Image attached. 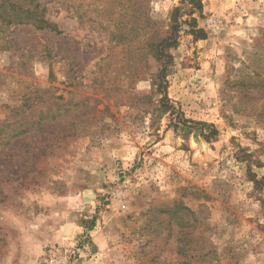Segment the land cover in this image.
<instances>
[{
	"label": "rangeland",
	"instance_id": "obj_1",
	"mask_svg": "<svg viewBox=\"0 0 264 264\" xmlns=\"http://www.w3.org/2000/svg\"><path fill=\"white\" fill-rule=\"evenodd\" d=\"M18 1L52 25L0 9V264H264V0Z\"/></svg>",
	"mask_w": 264,
	"mask_h": 264
},
{
	"label": "trees",
	"instance_id": "obj_2",
	"mask_svg": "<svg viewBox=\"0 0 264 264\" xmlns=\"http://www.w3.org/2000/svg\"><path fill=\"white\" fill-rule=\"evenodd\" d=\"M188 3L190 4L192 13L194 11H202V0H187ZM0 9H3L4 11L7 12H12L10 13L11 15L9 16L7 22H10L12 19L18 23H31L35 25L36 27H41L45 25H52L51 22H48L46 19L41 18V13H43L44 10H46V6H43L42 8L40 7V3H35L33 8L27 7L24 8V6H21L19 4V1L16 0V2L9 0L8 4H5L4 2L0 3ZM175 23L172 25V32L169 37L166 39L162 40L161 42L158 43V53L161 54V56H164L163 54V48L164 47H169L173 46L176 43L177 39V19L174 18ZM189 24L191 25L192 28H190V32L197 38H204L205 37V32L201 28H197V22L195 18H191L189 21ZM41 25V26H39ZM253 181L256 186L258 187H263L264 186V180H256L253 178Z\"/></svg>",
	"mask_w": 264,
	"mask_h": 264
},
{
	"label": "built area",
	"instance_id": "obj_3",
	"mask_svg": "<svg viewBox=\"0 0 264 264\" xmlns=\"http://www.w3.org/2000/svg\"><path fill=\"white\" fill-rule=\"evenodd\" d=\"M77 243H62L47 248L42 253V264H82L87 258L91 260L95 257L88 246Z\"/></svg>",
	"mask_w": 264,
	"mask_h": 264
}]
</instances>
